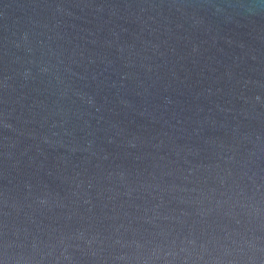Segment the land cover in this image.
<instances>
[{"label":"water","instance_id":"95a60500","mask_svg":"<svg viewBox=\"0 0 264 264\" xmlns=\"http://www.w3.org/2000/svg\"><path fill=\"white\" fill-rule=\"evenodd\" d=\"M0 264H264V0H0Z\"/></svg>","mask_w":264,"mask_h":264}]
</instances>
